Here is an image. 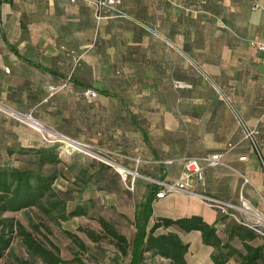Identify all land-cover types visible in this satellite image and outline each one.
Listing matches in <instances>:
<instances>
[{"label":"crops","instance_id":"0c3cea01","mask_svg":"<svg viewBox=\"0 0 264 264\" xmlns=\"http://www.w3.org/2000/svg\"><path fill=\"white\" fill-rule=\"evenodd\" d=\"M122 9L131 17L98 20L83 0H0V101L43 122L53 109L49 84L60 86L71 76L75 88L93 87L94 102L111 100V110L139 112L141 174L174 181L185 156L219 152L224 164L205 165L206 184L196 190L232 202L244 196L264 211V53L248 41L264 37V0H122ZM216 46L225 52L210 49ZM224 96L258 127L254 141ZM30 127L0 110V157L31 144L25 138ZM153 209V218L202 215L219 234L225 230L224 241L234 239L230 219L197 196L170 192L157 197ZM177 231L190 244L188 264H203L201 231L188 232L199 250L183 237L186 231ZM252 242L264 245V236ZM204 249L217 264L215 248Z\"/></svg>","mask_w":264,"mask_h":264},{"label":"rangeland","instance_id":"374dc122","mask_svg":"<svg viewBox=\"0 0 264 264\" xmlns=\"http://www.w3.org/2000/svg\"><path fill=\"white\" fill-rule=\"evenodd\" d=\"M205 35L206 32L195 33V36L200 38ZM218 38L219 34L216 39ZM217 46L210 49L225 52V49ZM49 96H51L49 106L53 109H49L48 117L42 122L46 129L40 130L31 126L30 137L25 136L31 144L26 143L25 148L56 145L59 153L66 155L64 161L48 165L50 171L56 174L53 186L65 202L56 205L54 202H47V209L32 206L8 211L4 215L24 224L33 232L35 238L44 240L48 246H50L48 239H51L58 247L56 251L63 259V264H129L130 254H122L113 239L105 235L98 217L104 216L111 220L130 241L132 240L135 232L133 219L136 206L147 193V186L153 185L155 181L153 178L139 174L129 175L125 180L106 160H112L133 171L138 168L139 172V163L135 160L139 158V126H136L139 112L111 110L115 106L111 100L88 103L82 95L69 90ZM56 105L61 109L55 111ZM228 107L231 114L234 113L229 104ZM103 108H106L107 112L102 111ZM116 115L118 120L115 119ZM70 139L89 144L92 151L74 150L69 146ZM19 145L20 149L24 148L22 144ZM1 147L3 148V144H0ZM95 153L101 159L95 158L93 156L96 155ZM24 157L26 156L18 151L13 157H0V163L25 164ZM102 162L110 166L103 177L108 189L99 186L100 173L103 170ZM78 205L85 206L87 212L78 215L69 214V211ZM163 230L159 228L157 232ZM88 231L99 235V239L94 240ZM191 234L185 232L183 237L190 238L193 241L192 247L199 250L197 240L192 238ZM76 235L81 238L85 247L79 246L74 241ZM220 235L225 240L228 238L225 230H220ZM231 243L244 249L242 241L237 237L232 239ZM204 246L201 247L203 251L200 252L203 264H214L211 257H205ZM218 255L222 256L221 253ZM230 259L235 262L238 257L233 256L228 260ZM146 262L171 264L169 259L151 256L149 253ZM0 264H44V262L32 256L20 237H15L10 252L0 259Z\"/></svg>","mask_w":264,"mask_h":264},{"label":"trees","instance_id":"16d2710c","mask_svg":"<svg viewBox=\"0 0 264 264\" xmlns=\"http://www.w3.org/2000/svg\"><path fill=\"white\" fill-rule=\"evenodd\" d=\"M89 5H91L95 14L94 6ZM115 15L118 14L109 12L105 14V17ZM49 85L55 86L57 88L56 92L61 90L76 92L82 95L88 103H93L97 95V92L89 84H85L86 86H82L81 89L75 88L71 76L66 78L60 86ZM87 90L96 93L91 100L85 95ZM13 150V147L10 148V151L13 152ZM19 153L26 156L23 158L25 164L9 165L0 163V259L10 252L15 237H20L27 251L32 256L40 258L44 264H63V259L56 251L58 247L51 239H48L50 244L48 246L44 240L35 238L33 232L24 224L4 214L8 211L22 210L32 206L47 209V202H54V205L65 202L53 186L56 174L50 171L48 165L64 161L66 155L59 153L56 145L23 148ZM101 166L104 171L102 170L100 173L99 186L102 189H108L103 177L104 172L110 166L104 162ZM147 189L148 191L143 200L138 203L135 209L133 219L135 232L131 241L111 220L104 216L98 217L105 235L113 239L122 254H130L129 264H147L148 253L151 256L167 258L171 264H188L186 253L190 244L183 240L177 231L178 229L186 232L201 231L203 242L215 248L216 252L212 254V257L217 264H224L233 256L238 257L237 264H260L264 260V245L252 242L262 235L249 227L238 224L227 215L225 216L230 219L227 224L229 238H239L244 249L234 246L230 240L224 241L216 224L207 222L202 215L193 214L181 217L158 215L153 218V202L157 198L160 186L154 183L148 185ZM86 212L87 208L85 206L78 205L70 210L69 214L78 215ZM159 228L164 230L157 232ZM36 229H40V227H36ZM88 233L94 240H98L100 237L93 231H88ZM74 241L79 246L85 247L79 236H74ZM217 253H221L222 256Z\"/></svg>","mask_w":264,"mask_h":264},{"label":"built area","instance_id":"2783aa9c","mask_svg":"<svg viewBox=\"0 0 264 264\" xmlns=\"http://www.w3.org/2000/svg\"><path fill=\"white\" fill-rule=\"evenodd\" d=\"M75 2L76 0H71ZM89 4H92L95 8V16L98 20L105 17V14L112 12L121 16H129L122 8V0H83ZM249 44L255 52L264 53V37L263 38H250ZM207 77H209L207 75ZM210 78V77H209ZM57 88L55 86L49 85V91L51 94L55 93ZM85 95L89 100L96 95L95 92L87 90ZM225 100L227 98L224 96ZM228 104L233 109V114L238 122L240 129L242 130L244 136L254 141L255 136L259 133V129L256 126H250L245 119L235 110L230 101ZM0 110L9 112L15 119L29 124L33 127L41 129H46L44 124L37 120L32 112H18L11 110L5 103L0 101ZM48 131V129H47ZM69 146L76 151L88 150L91 152V146L87 143L81 142L77 139H70ZM95 151V150H93ZM96 154V153H95ZM95 158H100L98 154L93 155ZM111 157V156H110ZM101 159V158H100ZM109 160V159H108ZM137 163L140 162V158L135 159ZM110 165L114 166L116 170L122 175L123 179H127L129 175H142L140 172L135 171L112 162V160L107 161ZM224 164L223 154L217 152L213 154H206L203 156H185L183 169L180 176L174 181H165L153 179L156 184L160 186L159 191L157 192V197H163L170 192H179L186 195L197 196L207 205L218 209L222 214L229 216L238 224L249 227L252 230L256 231L260 235L264 236V211L258 209L252 202H250L244 196L240 197L239 202H232L228 200H223L213 195L208 194L207 192H198L197 186H205V173L204 168L207 166H217ZM146 177V176H145ZM133 183V182H132Z\"/></svg>","mask_w":264,"mask_h":264},{"label":"bare ground","instance_id":"6f19581e","mask_svg":"<svg viewBox=\"0 0 264 264\" xmlns=\"http://www.w3.org/2000/svg\"><path fill=\"white\" fill-rule=\"evenodd\" d=\"M66 150H64V152H65Z\"/></svg>","mask_w":264,"mask_h":264}]
</instances>
